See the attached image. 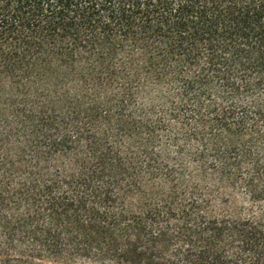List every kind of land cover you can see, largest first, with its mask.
I'll use <instances>...</instances> for the list:
<instances>
[{
  "label": "trees",
  "instance_id": "obj_1",
  "mask_svg": "<svg viewBox=\"0 0 264 264\" xmlns=\"http://www.w3.org/2000/svg\"><path fill=\"white\" fill-rule=\"evenodd\" d=\"M0 264H264V0H0Z\"/></svg>",
  "mask_w": 264,
  "mask_h": 264
}]
</instances>
